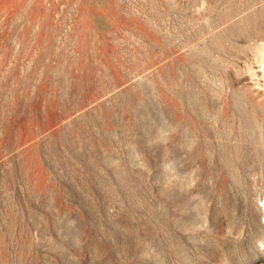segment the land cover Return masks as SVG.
Returning <instances> with one entry per match:
<instances>
[{"label":"rangeland","instance_id":"1","mask_svg":"<svg viewBox=\"0 0 264 264\" xmlns=\"http://www.w3.org/2000/svg\"><path fill=\"white\" fill-rule=\"evenodd\" d=\"M0 264H264V0H0Z\"/></svg>","mask_w":264,"mask_h":264},{"label":"clouds","instance_id":"2","mask_svg":"<svg viewBox=\"0 0 264 264\" xmlns=\"http://www.w3.org/2000/svg\"><path fill=\"white\" fill-rule=\"evenodd\" d=\"M153 252H154V250H151V251L146 250V251H144V252L142 253V256H143V258H144L145 260L151 261V260H152V256H153Z\"/></svg>","mask_w":264,"mask_h":264}]
</instances>
